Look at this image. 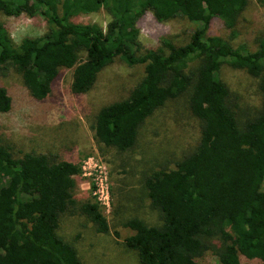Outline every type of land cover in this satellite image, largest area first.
<instances>
[{
	"label": "trees",
	"instance_id": "1",
	"mask_svg": "<svg viewBox=\"0 0 264 264\" xmlns=\"http://www.w3.org/2000/svg\"><path fill=\"white\" fill-rule=\"evenodd\" d=\"M264 6V0H259ZM247 0H0L7 17L41 16L46 32L17 44L0 22V78L19 75L35 100H43L62 69H72L70 90L84 94L97 74L118 59L143 66L128 95L101 107L92 126L94 141L123 153L131 149L143 122L165 102L186 97L197 120L193 149L173 169L150 171L142 189L157 225L130 218L124 246L139 264H264V85L260 110L241 119L219 79L222 66L264 75V35L250 52L209 29L219 21L235 36ZM102 10L108 21H72ZM150 13L158 22L183 18L192 25L188 41L141 51L138 21ZM264 77V76H263ZM11 98L0 83V114ZM79 165L43 154L13 158L0 145V264H83L72 244L57 234L59 218L78 212L105 234L107 222L94 197H74Z\"/></svg>",
	"mask_w": 264,
	"mask_h": 264
},
{
	"label": "rangeland",
	"instance_id": "2",
	"mask_svg": "<svg viewBox=\"0 0 264 264\" xmlns=\"http://www.w3.org/2000/svg\"><path fill=\"white\" fill-rule=\"evenodd\" d=\"M72 21L104 29L108 16L99 10L78 15ZM0 22L14 44L24 37L41 36L47 28L41 16L7 17L0 13ZM137 28L143 51L159 47L161 39L183 45L192 25L183 18L158 23L147 12ZM234 30L235 36L229 38V31L219 21L212 22L209 29L233 46L254 51L256 39L264 35V6L259 0H247ZM71 74L72 69L60 70L47 97L35 100L19 75L8 70L0 78L11 98L10 110L0 114V145L8 147L16 159L27 153L43 154L79 165L74 197L78 203L85 202L93 197L94 188L108 226L107 233L100 234L78 212L60 216L57 234L73 245L83 264H139L136 254L123 244L131 232L122 224L137 218L147 225H157L158 214L144 195L142 177L161 168L173 169L174 163L193 149L198 138L197 120L188 111L186 97L167 101L139 127L134 146L116 152L94 141V118L101 107L128 95L142 77L143 66L129 67L115 59L97 74L88 92L78 95L70 90ZM263 76L251 77L228 66L220 68L218 77L228 89L231 108L241 119L260 110ZM198 262L214 264L210 253Z\"/></svg>",
	"mask_w": 264,
	"mask_h": 264
},
{
	"label": "built area",
	"instance_id": "3",
	"mask_svg": "<svg viewBox=\"0 0 264 264\" xmlns=\"http://www.w3.org/2000/svg\"><path fill=\"white\" fill-rule=\"evenodd\" d=\"M100 187H101V186H100V183L98 182V184H96V188L99 189ZM91 189H92V188H91ZM93 190H94V188H93ZM93 190H91L93 197L95 198L96 202H98V204H99V203L101 204V199L98 198V197H96L95 193H93ZM96 193H99V191H97V189H96Z\"/></svg>",
	"mask_w": 264,
	"mask_h": 264
}]
</instances>
